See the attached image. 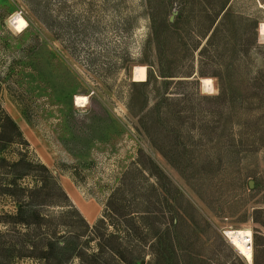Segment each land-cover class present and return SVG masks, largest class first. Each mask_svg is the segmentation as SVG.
<instances>
[{"label":"rangeland","instance_id":"1","mask_svg":"<svg viewBox=\"0 0 264 264\" xmlns=\"http://www.w3.org/2000/svg\"><path fill=\"white\" fill-rule=\"evenodd\" d=\"M262 22L264 0H0V264H248L231 227L264 264ZM40 163L83 218L19 222Z\"/></svg>","mask_w":264,"mask_h":264},{"label":"trees","instance_id":"2","mask_svg":"<svg viewBox=\"0 0 264 264\" xmlns=\"http://www.w3.org/2000/svg\"><path fill=\"white\" fill-rule=\"evenodd\" d=\"M219 28L216 27L212 33V35L209 37L208 42H211L216 34L218 33ZM0 120L2 121V125H0L1 131H0V139H6L5 133H7L8 124L12 126V129L15 130L20 134V129L18 128L17 123L6 113H2L0 115ZM8 141H11L9 139H6ZM32 163L26 161L24 157H21L14 165L20 166L24 165V168L21 170V172H17L18 176L28 175V172H31L28 168ZM41 168L43 169L44 173L42 176L43 178L40 181V185H36L34 187H26L21 186L20 190L21 193L18 195L19 201H18V213L17 217L19 218V222L23 224H32L34 221H30L29 219L32 217V215H38L39 219L42 220V211L41 208H46L50 206H64L63 203H70V198L66 191L60 186L58 183L56 177L51 172V170L44 164L40 163ZM16 173V172H14ZM70 209H72L75 214L82 217L81 213L78 211L76 207L72 203L66 204ZM27 212H30V214H27ZM32 212V213H31ZM83 218V217H82ZM81 218V219H82ZM45 220V219H44ZM84 220V219H83ZM88 227L90 225L87 224ZM81 235L76 233L75 231H72L69 236L66 237V240L63 241V245H58L57 250L60 255L63 257L64 253L71 248L69 247L72 243H77L80 239Z\"/></svg>","mask_w":264,"mask_h":264},{"label":"bare ground","instance_id":"3","mask_svg":"<svg viewBox=\"0 0 264 264\" xmlns=\"http://www.w3.org/2000/svg\"><path fill=\"white\" fill-rule=\"evenodd\" d=\"M260 35L264 37V22L260 24ZM264 39V38H263ZM148 77V70L145 65H137L133 70V78L135 81H145ZM202 86L205 90L214 89L213 79L211 77H203ZM89 97L87 95H76L75 104L80 107L87 106ZM231 245L245 259L248 264L254 263V246L253 231L248 228H228L224 231Z\"/></svg>","mask_w":264,"mask_h":264},{"label":"crops","instance_id":"4","mask_svg":"<svg viewBox=\"0 0 264 264\" xmlns=\"http://www.w3.org/2000/svg\"><path fill=\"white\" fill-rule=\"evenodd\" d=\"M95 217H96V215H95ZM95 217H94V219H95Z\"/></svg>","mask_w":264,"mask_h":264},{"label":"water","instance_id":"5","mask_svg":"<svg viewBox=\"0 0 264 264\" xmlns=\"http://www.w3.org/2000/svg\"><path fill=\"white\" fill-rule=\"evenodd\" d=\"M251 185H252V183H251Z\"/></svg>","mask_w":264,"mask_h":264}]
</instances>
